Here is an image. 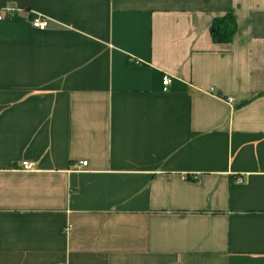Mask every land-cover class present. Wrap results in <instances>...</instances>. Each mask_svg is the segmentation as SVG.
Returning a JSON list of instances; mask_svg holds the SVG:
<instances>
[{"label": "crops", "instance_id": "crops-1", "mask_svg": "<svg viewBox=\"0 0 264 264\" xmlns=\"http://www.w3.org/2000/svg\"><path fill=\"white\" fill-rule=\"evenodd\" d=\"M0 12V264H264V0Z\"/></svg>", "mask_w": 264, "mask_h": 264}, {"label": "trees", "instance_id": "trees-1", "mask_svg": "<svg viewBox=\"0 0 264 264\" xmlns=\"http://www.w3.org/2000/svg\"><path fill=\"white\" fill-rule=\"evenodd\" d=\"M213 39L216 42L229 43L237 30V24L232 14L215 18L212 25Z\"/></svg>", "mask_w": 264, "mask_h": 264}, {"label": "built area", "instance_id": "built-area-1", "mask_svg": "<svg viewBox=\"0 0 264 264\" xmlns=\"http://www.w3.org/2000/svg\"><path fill=\"white\" fill-rule=\"evenodd\" d=\"M5 11L10 15V16H14L15 12H16V9L14 7H8V8H5ZM4 18V14L0 12V19ZM48 19L46 17H43L42 15L40 14H36L33 16V18L31 19V24L33 27L35 28H38V29H45L48 25ZM171 82V78L168 76V75H165L164 78H163V84L165 86V89L167 88V86L170 84ZM232 100V99H230ZM88 164L87 161H81L77 164H75V168L77 169H81L82 167L86 166ZM22 168L23 169H26V170H29V169H32V164L27 162V161H24L22 163ZM239 182L242 181V179L238 178L237 179Z\"/></svg>", "mask_w": 264, "mask_h": 264}]
</instances>
